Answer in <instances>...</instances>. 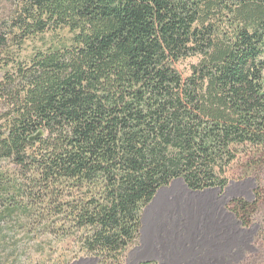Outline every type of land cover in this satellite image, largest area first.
<instances>
[{
    "label": "trees",
    "instance_id": "1",
    "mask_svg": "<svg viewBox=\"0 0 264 264\" xmlns=\"http://www.w3.org/2000/svg\"><path fill=\"white\" fill-rule=\"evenodd\" d=\"M16 4L2 52L9 39L70 38L0 65V162L18 172L0 170V225L24 238L72 230L84 256L124 264L159 189L222 191L240 160L262 172L264 0ZM235 203L248 225L257 203Z\"/></svg>",
    "mask_w": 264,
    "mask_h": 264
},
{
    "label": "crops",
    "instance_id": "2",
    "mask_svg": "<svg viewBox=\"0 0 264 264\" xmlns=\"http://www.w3.org/2000/svg\"><path fill=\"white\" fill-rule=\"evenodd\" d=\"M232 200L234 187L223 194L193 191L176 180L159 189L143 210L139 246L127 253L125 264H234L245 244L234 234Z\"/></svg>",
    "mask_w": 264,
    "mask_h": 264
},
{
    "label": "rangeland",
    "instance_id": "3",
    "mask_svg": "<svg viewBox=\"0 0 264 264\" xmlns=\"http://www.w3.org/2000/svg\"><path fill=\"white\" fill-rule=\"evenodd\" d=\"M16 2L17 0H0V34L2 36L9 31V25L17 9ZM59 37L67 39L70 35L68 31H60L56 34L48 32L37 39L27 40L21 45L17 44L18 40L9 39L3 52L0 49V65L3 66L13 59L25 61L36 49H41L44 43L56 44ZM194 63H196L194 59L182 61L177 65V70L183 77H187L190 74V66ZM1 79L2 73H0ZM8 108L9 103L0 104V113ZM250 164L252 167L255 166V162L237 161L227 173L228 185L222 191L218 188H210L218 189L223 194L227 188L234 187V200L229 205L230 210L234 212V234H240L245 244V248H237L238 257H234V264H264V166L262 164L256 166V169L262 171L259 174L249 171L247 167ZM0 170L9 174L6 176L7 180L14 181L12 179L15 176L18 177L14 166L7 162H0ZM18 181H21L20 178ZM259 191L261 196L258 198L256 193ZM238 201L252 205L257 203V212L252 215L248 225L242 223L234 210L235 202ZM62 226L67 224L58 222L54 230L58 231ZM16 228L14 224L0 225V264H96L90 257L84 256L77 242L79 235L72 236V230L68 235L56 232L57 234L43 233L39 234L40 236L24 238V232H21V235L14 233L15 231L12 232ZM138 246L139 244L136 247Z\"/></svg>",
    "mask_w": 264,
    "mask_h": 264
},
{
    "label": "bare ground",
    "instance_id": "4",
    "mask_svg": "<svg viewBox=\"0 0 264 264\" xmlns=\"http://www.w3.org/2000/svg\"><path fill=\"white\" fill-rule=\"evenodd\" d=\"M240 239V238H239ZM236 240V239H235ZM237 246V245H236ZM239 248V247H238Z\"/></svg>",
    "mask_w": 264,
    "mask_h": 264
}]
</instances>
